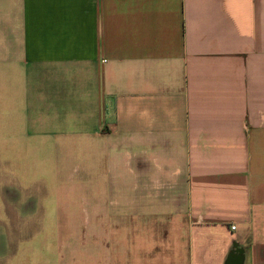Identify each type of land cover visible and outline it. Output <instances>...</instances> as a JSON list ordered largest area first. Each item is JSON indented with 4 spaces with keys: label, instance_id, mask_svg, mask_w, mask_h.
<instances>
[{
    "label": "crops",
    "instance_id": "1",
    "mask_svg": "<svg viewBox=\"0 0 264 264\" xmlns=\"http://www.w3.org/2000/svg\"><path fill=\"white\" fill-rule=\"evenodd\" d=\"M0 264H264V0H0Z\"/></svg>",
    "mask_w": 264,
    "mask_h": 264
},
{
    "label": "built area",
    "instance_id": "2",
    "mask_svg": "<svg viewBox=\"0 0 264 264\" xmlns=\"http://www.w3.org/2000/svg\"><path fill=\"white\" fill-rule=\"evenodd\" d=\"M232 229H234V227H231Z\"/></svg>",
    "mask_w": 264,
    "mask_h": 264
}]
</instances>
